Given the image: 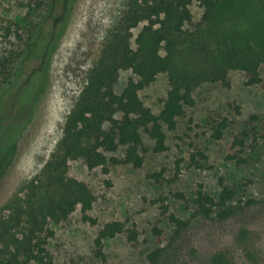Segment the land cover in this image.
Returning <instances> with one entry per match:
<instances>
[{
	"label": "rangeland",
	"instance_id": "rangeland-1",
	"mask_svg": "<svg viewBox=\"0 0 264 264\" xmlns=\"http://www.w3.org/2000/svg\"><path fill=\"white\" fill-rule=\"evenodd\" d=\"M125 1L75 0L64 34L46 66L37 71L44 46L32 39L33 27L37 23L43 24L44 31L51 27L59 11L58 0H0V61L19 57L21 75L16 87L0 97V214L2 207L40 173L55 150L66 117L86 84L107 33L121 16ZM235 1L243 16L239 19L229 15L231 21L243 30H257L264 23V0ZM190 8L193 18L185 29L191 32L201 22L204 8L200 0H193ZM144 24L132 31L134 47ZM260 74L264 79V65ZM29 76L30 82L21 86ZM130 78L137 80L131 70H121L113 84L114 92L121 94ZM246 81L244 72L231 70L228 85L201 83L194 92L195 105L186 107L174 131L165 130L168 151L155 153L154 141L142 132L146 150L141 151L144 164L140 168L109 165L108 172H104L102 167L89 169L83 160L70 161L69 176L86 183L94 201L87 219L77 206L67 219L49 223L54 236L47 247L54 264H148V253L157 248L166 249L165 260L173 264H206L210 254L221 248L232 250L236 264H246L234 245L237 229L250 226L259 230L264 245V140H254L253 134L255 128L264 134V90L260 85L247 86ZM168 90L167 74H159L139 95L158 114L160 99ZM254 115L259 118L251 121ZM218 117H226L231 125L223 139L214 140L211 126ZM13 119L21 132L15 141L6 142L1 135ZM245 129L251 136L244 146H233L235 137L242 136ZM196 149L205 152L210 169L190 164V155ZM123 150L107 153V157L122 159ZM230 155L248 161L239 164L229 159ZM181 159V173L175 178L176 162ZM163 167L166 172L159 182L150 177ZM219 178L237 192L231 207L240 209L252 199L257 204L227 221L195 216L193 195L198 185L217 197ZM176 193L185 194V200L176 199ZM160 197H166L171 212L190 220L188 229L174 242V226L162 214ZM114 221L121 222L125 230L135 228L138 239L129 241L125 233L118 234L103 242L98 256V233ZM155 227L161 230L159 236L153 233Z\"/></svg>",
	"mask_w": 264,
	"mask_h": 264
},
{
	"label": "trees",
	"instance_id": "trees-1",
	"mask_svg": "<svg viewBox=\"0 0 264 264\" xmlns=\"http://www.w3.org/2000/svg\"><path fill=\"white\" fill-rule=\"evenodd\" d=\"M75 0H58V13L48 30L43 24L33 27V40L43 42L44 53L39 71L65 32ZM193 0H126L121 16L105 37L98 59L87 74L86 84L66 117L62 137L40 173L29 180L1 209L0 214V264H54L48 250V240L54 236L49 223L67 219L81 206L84 218L91 209L94 197L89 186L68 174L69 162L83 160L89 169L109 165L130 164L140 168L144 164L141 151H145L142 132L154 141L153 151L169 150L166 129L174 131L186 107L195 105L194 92L203 82H221L228 85L231 70L242 71L247 76L246 85H260L264 79L260 67L264 65V23L257 30H243L232 17L241 18L235 0H200L204 14L194 31L185 29L192 22ZM240 15V16H237ZM264 22V20H262ZM145 23L132 43V31ZM196 56L198 62L196 61ZM19 57L0 61V97L11 92L21 77ZM121 70H131L137 80L130 78L121 94L113 84ZM36 72V71H35ZM159 74H167L169 90L160 99L161 109L155 114L142 101L139 93L155 82ZM31 76V75H30ZM21 86H26L31 77ZM21 87L15 92L19 95ZM12 95V96H13ZM259 117L251 116V121ZM2 139L13 142L21 132L16 120L8 121ZM231 122L226 117L212 121V138L223 139ZM254 140L264 134L255 128ZM235 137L233 146L243 147L251 136L248 130ZM12 144V143H11ZM123 148V158H108ZM239 164L248 159L230 155ZM176 162L175 178L181 173ZM190 164L199 169H210L204 151L196 149L190 155ZM166 172L163 167L150 177L157 182ZM220 192L214 197L202 184L193 195L195 216L202 219L227 221L243 210L257 204L249 200L240 209L230 206L237 196L236 190L219 178ZM174 197L185 200V194ZM160 209L174 226L172 241L188 229L190 220H184L169 210L166 197H160ZM264 212V210H262ZM261 211V213H263ZM125 233L129 241H137L135 228L125 230L121 222L105 224L95 240L97 255H101L103 242ZM155 235L161 230L153 229ZM259 230L241 226L234 237V245L246 264H264V245ZM194 252V251H193ZM166 249L157 248L147 255L148 264H173L165 260ZM206 264H236L232 250L221 248L208 257Z\"/></svg>",
	"mask_w": 264,
	"mask_h": 264
}]
</instances>
